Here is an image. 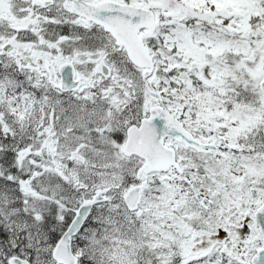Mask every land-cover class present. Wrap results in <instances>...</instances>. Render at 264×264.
<instances>
[{"label":"snow or ice","instance_id":"6c2138e0","mask_svg":"<svg viewBox=\"0 0 264 264\" xmlns=\"http://www.w3.org/2000/svg\"><path fill=\"white\" fill-rule=\"evenodd\" d=\"M0 264H264V0H0Z\"/></svg>","mask_w":264,"mask_h":264}]
</instances>
